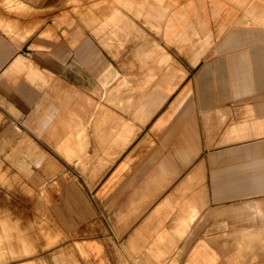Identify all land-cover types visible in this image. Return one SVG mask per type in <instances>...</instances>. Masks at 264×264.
<instances>
[{
	"label": "crops",
	"instance_id": "0c3cea01",
	"mask_svg": "<svg viewBox=\"0 0 264 264\" xmlns=\"http://www.w3.org/2000/svg\"><path fill=\"white\" fill-rule=\"evenodd\" d=\"M4 1L0 0V127L7 130L0 143H71V161L76 155L86 157L90 133L84 116L80 123L78 115L95 105L87 95L96 89L80 80H95L96 68L102 69L98 78L108 80L115 75L112 63L100 58L96 36L80 38L74 13L71 41L78 55L72 47L69 56L62 39L45 33L49 26L63 31V24L57 25L64 0H15L20 6L12 11ZM162 1L159 7L170 10L160 33L180 48L194 45L193 65L202 62L207 48L214 49L213 56L192 77L169 51L161 56L157 49L148 61L151 70L135 72V102L122 106L132 117L102 109L103 119H96L111 123L107 131L100 126L95 130L101 139L95 142L110 155L114 146L125 148L179 91L152 124L158 136L152 132L140 137L114 160L104 155L103 164L89 163L86 173L65 156L41 151L45 164L73 167L70 182L63 174L55 180L57 190L61 185L72 193H88L86 199L79 194L73 198L71 214L57 216L63 232L71 235L62 244L60 234L54 236L60 264L69 249L79 260L71 264H264V10L254 0H233L243 15L234 24L238 27L216 41L209 20L198 15L207 8L205 0H187L185 5ZM114 8L113 14L98 16L102 23L93 27L102 26V32L96 31L104 47L114 40L122 44L120 32L129 34L127 28L136 23L117 5ZM133 9L144 21L143 7ZM212 10L219 35L226 28L221 19L225 9L215 2ZM192 13L199 17L196 23L187 18ZM91 54L103 68L92 62L84 70L80 57ZM189 96L193 101L198 97L197 102L188 104ZM62 111L71 120L65 129L78 128V135L52 134L60 126ZM16 150H9L6 158H36ZM48 191L44 192L49 197ZM0 224V262L24 255L13 264H37L28 258L30 238L26 243L28 237L22 235L23 245L16 246L14 235L24 229L10 226L7 216Z\"/></svg>",
	"mask_w": 264,
	"mask_h": 264
},
{
	"label": "rangeland",
	"instance_id": "374dc122",
	"mask_svg": "<svg viewBox=\"0 0 264 264\" xmlns=\"http://www.w3.org/2000/svg\"><path fill=\"white\" fill-rule=\"evenodd\" d=\"M168 1L171 0H163L162 3H167ZM172 1L177 2L179 5H185L187 0H183V2L182 0ZM205 1V7L207 8L205 11L200 10L199 13L201 14L198 15L209 20V30L212 32L216 41L224 39L232 29L238 27L234 26V24L237 23L239 18L242 17L243 10L239 6H235L233 0ZM159 2L160 0H64L62 11L63 16L61 17L59 15L61 24L57 25V27H60L63 24V31L57 32L55 31L54 27L49 26L47 28L48 31L45 32L46 34L54 35V38H58L59 40L62 39L65 44V53L68 52L67 54H69V56L73 55L71 49L75 46V44H72L71 41L72 25L70 24V21L72 20V14L74 13L76 18L79 17L81 29L80 38L82 39L85 36L89 35L90 37H97V40L95 39L94 41L97 43V45H99L97 47L99 52L101 53V57H99L102 60L106 61V63L109 61L112 63V72H115V75L111 76V78H109L108 80H100L98 77L102 74V72H100V70L102 71V69L96 68L95 70H97V78L95 80H80L81 85L82 83H84L86 86L88 84L89 87H93L96 89V92H93L94 95L92 92H90V95H87V100L89 98H92L95 105L90 107L87 106L86 112H80L78 115L80 123L83 121L82 117L84 116V124L90 133V141L88 142L86 157L76 155L74 156V159H76V161H71V143H60L57 145H55L54 143H44L40 145H13L6 143V140L5 142L0 143V221L2 217L7 216L9 222L12 223V225L10 226L16 225L21 229H24V231L21 230V233H18L19 231L17 230L16 235H14L16 236V246L18 247L23 245L24 240L22 235L28 237V239H26V243L29 242L30 238L32 253H30L31 256H29L28 258H32L33 260H35L33 262H36L37 264L61 263V260L57 259V257L55 256L54 250L57 240L54 236L57 237L56 234L59 233L60 240L62 238L59 244H62V241L67 240V238L71 235L68 234V229V235L63 232V225L57 223V216H62L63 214L65 216L66 211L71 214L72 200L74 202L73 198H77V194H79V196H82V198L84 199H86V197L88 196V193L82 191H80L79 193H72V190H67L68 187H61V185H59V187L61 188L58 187L57 190L55 180L58 178V176H61L63 174L65 179L70 182L73 177V167L71 165H68L67 168L63 165H52L51 161H49L48 164H45L46 162L44 160V157L42 159L39 158L41 151L45 152V150H47L48 152L53 154V156L57 155L62 159V156L67 157L70 160L69 161L67 159V161L73 164L75 163L76 168L81 170L83 173H86L88 171L90 165L89 163H93L95 160H103L104 155L107 159L111 158L112 160H114L115 158H117L120 151L125 149L128 145L137 142L142 136H150L152 132H154L152 130V124L156 117L161 112L166 110L169 105H171V103L177 99V94L179 91H176L174 94L169 96L163 106L157 111V113L146 125H143L142 128L139 129L138 133L129 141L125 148L120 149L119 146H114L112 147L113 153L109 155L104 153V151L102 150V143L95 142L101 140L100 138L95 136L96 128L100 126L105 131H107V129H109L111 126V123L109 121H96V119H103L104 113L102 111L104 109L110 110L115 114L126 118L132 117L125 109L122 108V106L123 104L134 103L135 97L139 95L138 90L135 88V82L138 80V74H136L135 72H137L139 68L140 71L151 70V64L148 62L151 58V54H153V52L155 53L157 49H159V54L161 56L167 54L165 50L169 51L174 56L177 64H179L186 70H189L192 77H194L197 71H200L201 67L203 68L205 63H207L210 57L213 56L212 51H214V49L207 48L206 52L209 53L210 51V54L207 53V55L201 59V63L193 65L190 59V53L196 50L194 45H188L187 47L180 48L177 44L171 42L168 37H165L164 34L160 33L164 18L170 9H161L158 5ZM215 2L222 3V6L225 9V11H223L221 14V19L224 20L226 28L219 35L218 25L216 22L217 19L214 16V12L212 10L213 3ZM254 2L260 10H264V0H254ZM115 5H117L122 10V13L125 12L126 15L136 23H132V25L127 28V30H129V34H126L122 31L120 32L122 44H120L118 40H114L111 41L112 45L104 47L101 38L98 37L100 36V34H98V31H103L102 26L99 29L96 28V30L98 31L94 30L93 27L94 24H96L97 27L100 26L102 22L99 20L98 16L100 18H104L105 11L108 13L112 12L113 14L115 12ZM3 6H6L7 9L12 11L15 8L17 9L16 6L20 5L15 0H5L3 2ZM137 7H143L146 16L144 21L142 20V17L139 16V13H135V10L133 8ZM198 15L192 13L187 16V18L191 22L196 23L197 18H199ZM175 22L179 23L178 17H176ZM89 28H92V31H89ZM197 43L200 44V42ZM75 50L77 51V48H75ZM76 55H78V51L76 52ZM80 59H82L80 63L81 65H83L84 70H87L89 67V63L92 64V62L96 63L97 67L103 68L102 62L98 60V56L95 54H91L90 57L87 56V58H82L81 56ZM182 82H184V80ZM141 86L142 85H140V87ZM193 98V96H189L187 103L191 104L192 102H197L198 97H195V101H193ZM62 114L63 119L61 120V122H58L60 126L56 129L53 128L52 134H63L64 136L66 135L68 136L67 138H69L73 134V131H75V134L78 135V128L65 129L67 125H71V120H69L68 115H66L64 111H62ZM96 122L98 125L96 124ZM6 130L7 127H0L1 140L6 139L3 137L6 133ZM154 134L158 136L159 133L154 132ZM44 138L46 140L50 139L48 137ZM112 144L115 145L114 142H112ZM14 147L17 149L16 151H19V153L28 152L32 154V157L35 156L36 158L25 160L20 159L18 161L13 158H6L5 155H7L9 150H14ZM56 147H58L60 151H58ZM91 151H93L92 155H90ZM57 152L60 153V155ZM49 157L52 156L49 155ZM101 164L103 163L101 162ZM29 186L30 188H32V190H30L29 188L27 189V187ZM45 190H49V197L46 196L44 192ZM19 237H21V239ZM67 252H69V254L63 256V264H71L72 262L79 263V260L74 254L73 249L71 251L69 249ZM47 253L49 254L48 260H46L45 256ZM41 255H43L44 259L42 261L40 259ZM23 258L24 255L21 257H18L17 255L15 258L11 257L9 260L1 261L0 264H13L19 262L20 260H23Z\"/></svg>",
	"mask_w": 264,
	"mask_h": 264
},
{
	"label": "bare ground",
	"instance_id": "6f19581e",
	"mask_svg": "<svg viewBox=\"0 0 264 264\" xmlns=\"http://www.w3.org/2000/svg\"><path fill=\"white\" fill-rule=\"evenodd\" d=\"M199 1V0H198ZM182 2H183V0H182ZM249 2V1H248ZM175 4V3H174ZM178 4V3H177ZM200 5V4H199ZM169 8V7H168ZM48 31V29H46V31L45 32H47ZM2 166V165H1ZM9 167V166H8ZM18 172V171H17ZM7 180V179H6ZM30 187V186H29ZM28 189V188H27ZM32 190V189H31ZM33 264V263H32Z\"/></svg>",
	"mask_w": 264,
	"mask_h": 264
}]
</instances>
